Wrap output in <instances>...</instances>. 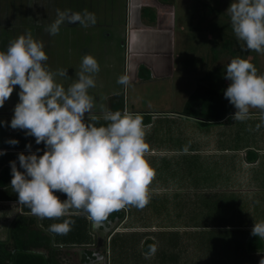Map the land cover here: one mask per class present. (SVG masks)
I'll list each match as a JSON object with an SVG mask.
<instances>
[{"label": "crops", "instance_id": "obj_1", "mask_svg": "<svg viewBox=\"0 0 264 264\" xmlns=\"http://www.w3.org/2000/svg\"><path fill=\"white\" fill-rule=\"evenodd\" d=\"M132 2L129 30L136 32L133 37L137 39L134 46L129 42L127 47L130 57L137 56L132 67L159 65V54L176 53L173 30L147 25L152 18L142 14L139 4L144 0ZM158 31L172 44L158 46L154 41ZM183 58L188 66V57ZM172 61L175 64L176 56ZM187 76L188 72L180 82L182 89L186 86L179 96L180 108L176 105L169 112L129 110L149 115L142 116L145 137H150L157 120L166 119L163 135H170L164 142L175 141L180 146L146 142L145 159L155 173L148 185L147 204L114 211L97 228L83 210L79 215L40 219L19 205L11 186L9 161L28 150L26 144L10 145L0 139V149L6 150L0 156V243L13 247L12 231L20 219V244L26 246L20 250L21 264H259L264 239L253 236L251 229L264 221V122L260 110H249L244 121L233 120L236 109L231 104L223 119L212 120L204 115L202 105L208 91L203 82H197L200 86L188 94ZM229 83L225 79V88L215 85L212 89L223 94ZM167 96L164 102L172 104L176 96ZM93 118L107 123L104 116ZM3 131L12 132L7 126ZM37 147L44 149L43 143L32 144L33 151ZM55 194L65 199V194ZM206 199H212L211 205L205 204ZM207 215L212 217L206 219ZM64 219L75 221L66 235L48 232L50 224ZM208 233L213 234L212 239ZM253 237V244L261 243V247H250ZM151 245H155V253L150 252ZM96 253L102 261H97Z\"/></svg>", "mask_w": 264, "mask_h": 264}, {"label": "clouds", "instance_id": "obj_2", "mask_svg": "<svg viewBox=\"0 0 264 264\" xmlns=\"http://www.w3.org/2000/svg\"><path fill=\"white\" fill-rule=\"evenodd\" d=\"M226 11L237 40L243 41L242 49L264 52V0H232ZM65 23L88 27L96 18L86 10H57V18L45 30L56 35ZM47 59L43 42L30 32L0 50V107L16 86L19 89L11 120H0V126L25 130V136L34 137L36 145H44L43 150L37 147L33 151L27 143V154L19 152L16 160L9 161L11 186L19 205L40 219L79 215L83 210L93 228L127 205L143 208L155 173L145 159L148 144L142 115L124 109L108 111L106 124L87 119L94 107L88 90L95 86L94 76L100 70L97 59L84 54L80 70L67 88L55 77H68V70L50 71L44 63ZM224 76L230 83L223 95L236 109L232 119L244 121L250 108H255L264 122V74L238 55L224 65ZM117 83L127 87V74L120 75ZM5 143L17 145L19 140ZM5 154L0 149V156ZM56 192L65 194V199ZM74 223L64 219L47 230L66 235ZM251 234L264 239V221L254 223ZM155 251L151 245L150 252ZM95 255L102 261L99 253ZM259 264H264V257Z\"/></svg>", "mask_w": 264, "mask_h": 264}, {"label": "rangeland", "instance_id": "obj_3", "mask_svg": "<svg viewBox=\"0 0 264 264\" xmlns=\"http://www.w3.org/2000/svg\"><path fill=\"white\" fill-rule=\"evenodd\" d=\"M231 2L232 0H144L139 4L142 14L145 12L152 18L147 25L162 28L163 31L173 30V44L169 39L161 38L163 33L159 34V31L154 34L157 35L154 36L155 43L158 46L176 45V55L159 54L162 58L159 65L151 64L148 67L147 64H137L136 70L132 64L137 56L132 58L127 54L129 36L133 32L129 30L133 9L130 0H0V50H6L11 40L30 32L44 44L48 57L44 63L48 69L52 72L58 69L68 70V77H55L65 88L72 83L75 72L80 70L83 55L94 56L100 70L94 76L95 86L88 90L94 105L87 117L89 120L105 116L108 111L138 109L144 112H169L176 109V105L180 108L182 103L179 96L181 90L186 89V86L181 88L180 82L187 72V93L195 92L199 85L197 82L202 81V87L208 91L204 105L201 104L204 115L215 119L226 108L231 109L229 100L222 92L212 89L215 85L225 88L222 86L225 80L224 65L231 58L239 55L248 59L257 68L258 74H264V52L242 49L243 41H238L232 30L230 16L226 11ZM57 10L80 13L86 10L95 14L96 23L88 27L65 23L61 25L58 34L50 35L45 27L57 18ZM136 40L131 38V46L136 44ZM174 56L175 64L172 63ZM184 56L189 59L188 66ZM122 74L129 77L127 87L117 83V78ZM18 90L16 86L9 99L0 107V120H11L13 108L18 102ZM170 94L178 98H173L174 105L164 102ZM136 97L140 99L135 101ZM94 120L98 125L106 124L103 120ZM166 121L163 118L156 121L155 127L150 128V137L146 134L147 143H166L164 140L170 135H163L168 125ZM5 126H0L1 142L4 138L19 140L17 145L35 144V138L26 137L25 130L7 126L12 132L4 134ZM166 145L180 146L175 141ZM162 169L164 172L165 168ZM211 202L212 199L205 200L206 205H211ZM210 216L207 215L206 219ZM212 235L208 233L211 239Z\"/></svg>", "mask_w": 264, "mask_h": 264}, {"label": "trees", "instance_id": "obj_4", "mask_svg": "<svg viewBox=\"0 0 264 264\" xmlns=\"http://www.w3.org/2000/svg\"><path fill=\"white\" fill-rule=\"evenodd\" d=\"M223 95V94H222ZM230 110V107L225 109V112H221L220 114H217L219 118H215L214 120H220L223 119L224 116L228 114ZM142 116H149V115H142ZM213 120V119H212ZM21 220L18 219L16 222V226L12 231V236L14 238V247H10L8 244L5 243H0V264H21L20 263V250H23L26 248V246H22L20 243L21 240V225H20ZM255 241V237H253L250 241V247L251 248H259L262 246L261 243H258L256 246L253 244ZM17 250L18 252H15Z\"/></svg>", "mask_w": 264, "mask_h": 264}, {"label": "built area", "instance_id": "obj_5", "mask_svg": "<svg viewBox=\"0 0 264 264\" xmlns=\"http://www.w3.org/2000/svg\"><path fill=\"white\" fill-rule=\"evenodd\" d=\"M130 4L133 6V2H132V0H130ZM133 32H131V36H129V42H130V40H131V38L133 37Z\"/></svg>", "mask_w": 264, "mask_h": 264}]
</instances>
